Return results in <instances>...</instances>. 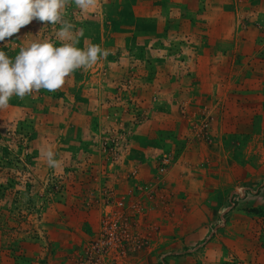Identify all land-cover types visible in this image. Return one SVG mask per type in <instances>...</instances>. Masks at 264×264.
Wrapping results in <instances>:
<instances>
[{
	"label": "rangeland",
	"instance_id": "obj_1",
	"mask_svg": "<svg viewBox=\"0 0 264 264\" xmlns=\"http://www.w3.org/2000/svg\"><path fill=\"white\" fill-rule=\"evenodd\" d=\"M64 19L110 54L0 110V264H264V0L70 2ZM60 27L0 48L60 46Z\"/></svg>",
	"mask_w": 264,
	"mask_h": 264
},
{
	"label": "clouds",
	"instance_id": "obj_2",
	"mask_svg": "<svg viewBox=\"0 0 264 264\" xmlns=\"http://www.w3.org/2000/svg\"><path fill=\"white\" fill-rule=\"evenodd\" d=\"M70 2L86 10L93 0H0V42L34 20L60 24L58 37L62 41L56 46L53 41L35 40L21 47L14 58L0 48V110L8 108L13 96L24 98L41 89L59 90L76 70L91 68L110 54L96 44L78 46L83 31L73 35L74 25L64 19ZM44 155L49 167L58 166L53 150H46Z\"/></svg>",
	"mask_w": 264,
	"mask_h": 264
}]
</instances>
